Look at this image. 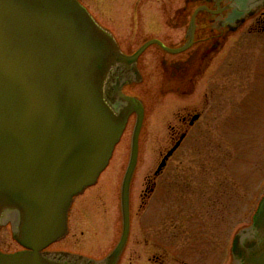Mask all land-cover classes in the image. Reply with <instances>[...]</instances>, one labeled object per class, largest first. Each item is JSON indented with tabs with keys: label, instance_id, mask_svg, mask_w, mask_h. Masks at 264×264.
Returning <instances> with one entry per match:
<instances>
[{
	"label": "water",
	"instance_id": "1",
	"mask_svg": "<svg viewBox=\"0 0 264 264\" xmlns=\"http://www.w3.org/2000/svg\"><path fill=\"white\" fill-rule=\"evenodd\" d=\"M151 44L178 53L191 41L172 48L151 39L125 54L79 0H0V227L10 224L25 248L0 251V264L117 263L144 119L142 101L123 87L141 82L137 60ZM133 113L118 243L102 259L44 251L67 233L74 197L96 183ZM231 264H264V195L252 223L235 235Z\"/></svg>",
	"mask_w": 264,
	"mask_h": 264
},
{
	"label": "rangeland",
	"instance_id": "2",
	"mask_svg": "<svg viewBox=\"0 0 264 264\" xmlns=\"http://www.w3.org/2000/svg\"><path fill=\"white\" fill-rule=\"evenodd\" d=\"M79 1L105 27L110 25L108 22L118 20L121 28L114 26L116 32L113 31L125 53H132L148 38L169 45L168 34L175 23L172 15L183 4V0ZM138 15L145 19L142 20L145 25L141 29L142 35L133 41ZM247 27L230 36L220 50L221 59L218 54L213 57L211 73L198 79L200 83L194 84L193 95L184 97L193 99L186 108L178 109L173 104L175 97L179 96L175 90L176 70L168 66L177 57L156 45H151L138 61L143 80L123 88L124 93L142 101L145 114L132 183L133 209L139 206L145 177L153 175L161 149L169 145L170 126L179 123L178 118L189 111L203 113L195 127L190 129L186 142L169 161L162 176L165 186L158 192L171 194L174 185L170 175L177 176L178 219L171 222L174 218H170L169 212L168 217L147 224L135 216L128 249L134 248L135 239L145 236L170 253L165 260L167 264L185 261L188 264H226L229 258H222L224 244L228 254L236 229L250 224L264 194V37L248 34ZM162 58L166 64L161 62ZM218 61H222L219 69L215 65ZM205 92H210L209 100L203 103L201 97ZM134 124L135 116L130 115L108 166L93 190L87 192L103 194L106 188H112L115 201L96 198V206L92 209L95 214L93 225H78L58 246H66L77 233L79 242L93 241L98 245L96 252L99 253L94 254L98 258L116 243L121 229L117 190L128 161ZM169 197L159 202L153 198L150 209L153 212L159 209L160 202L170 206ZM219 204H225L224 208L220 209L223 206ZM79 231H84V235ZM95 235L97 239L93 238ZM0 248H15L7 227L0 229ZM135 250L137 254L133 256V262L127 260L129 250L120 256L121 264H145L144 257H140L142 250Z\"/></svg>",
	"mask_w": 264,
	"mask_h": 264
},
{
	"label": "flooded vegetation",
	"instance_id": "3",
	"mask_svg": "<svg viewBox=\"0 0 264 264\" xmlns=\"http://www.w3.org/2000/svg\"><path fill=\"white\" fill-rule=\"evenodd\" d=\"M179 8L177 9V11H175V14L172 15L173 16L172 20H174L175 23L173 25V29L170 31V34H168L169 36V42H167L169 43L168 46L181 47L189 43L190 41L191 44L186 50L176 54H171L177 58L173 59V61L169 63V66L167 65L168 67H171L176 70L174 75L175 76L174 81L176 83L175 90L180 97L179 96H177V98L175 97L174 99L175 101H173L174 102L173 104L177 105L178 109L186 108L188 104L192 103L193 99L187 100L184 97L193 95L195 93L194 84L199 82L198 79H200L201 77L203 78L206 73H211V65L214 63L213 57L218 54L219 59H221L223 54L220 53V50L224 47L230 36L236 34L237 32L239 33L241 30L244 31L245 30L244 28H246L247 26L255 25V27H247V33L250 35L257 34L259 36L261 35L262 37H264V7L258 8L256 6V3L253 2V0H183V4ZM142 20L145 19H141V17L138 15L135 23V28L136 27L137 28L136 31L134 32L136 33V36L135 39H133V41L138 39V37L142 35L141 29L145 25L144 21ZM110 22H108L110 25H106V28H108L115 36L116 35L114 33L115 27L120 30L121 24L118 22V20H116L114 23L113 22L110 23ZM191 23L193 24L192 40L190 38ZM161 62L165 63V59L162 58ZM221 63L222 61H218V63L215 64L216 66H218V69L220 68ZM209 94L210 92L203 93L201 97L203 103L205 101L208 102ZM215 95L216 93H214V96ZM202 114H203L202 111L199 110L189 111L187 115H183L181 119L177 117L178 118L177 121H179V123L170 126L169 145L161 149L160 157L157 162L155 171L153 172V175H147L145 177V185H144L145 187L142 190V192L139 194L140 201H139V206L137 207V209L139 208L138 210L133 209L134 202L132 196V183H133V179H132L130 186V199H129L130 232L126 246L121 254L122 257V255L125 254V252H128L130 250L128 252L129 255L127 256V260L129 263L133 262V256L137 254V251L135 249H138L139 251L142 250L140 257H144L142 258V261L145 264H167L165 260L166 257L168 258V254L170 253H167L165 251L166 248H164V246H162L161 244H157L153 241L152 242L149 241V239L145 236L142 239L139 238L133 241L135 249L134 248L128 249V244L130 243V241H132L131 239L132 230L135 223L134 217L135 216L137 217L138 215L142 219V221H145V223L147 224H151L154 220L160 221V218L164 216L165 218L168 217V213L170 212V218H174L170 220L171 222L178 219L179 195H178V190L176 188L177 186L176 175H170V179L171 178L173 179L172 184L174 185V188L172 193L169 194L170 197L168 200H170V202L172 201V204L168 206L160 202V208L156 209V211L153 212L150 209L151 208L150 202L153 200V198L154 201L157 200L159 202L167 198V196H169L168 194L162 192L158 194V192L163 189V186H165V183H163L162 181V176L164 174V171L166 170L169 161L181 149L183 143L186 142L190 129L195 127L196 122H198L201 119ZM176 144H177L176 149L170 155H168V152ZM163 160H165L164 164L159 168ZM93 188L94 185L86 189L82 194H80L75 198L68 212L67 233L60 240L55 241L49 246H47L44 249L45 251H50V252L65 251V252L77 253V254H82L96 258L94 254L99 253L96 252L98 245H96V243H94L93 241H87L85 243L82 241H81L82 243L79 242L77 233H74L72 235L71 240H68L66 246L64 247L61 245H60L61 247L58 246V244H61L63 240H66L71 235V231H73V229L75 230V228L78 225H82V223H86L90 227L93 225L95 220V214L92 211V209L96 206V204H94L96 198L106 197L110 201L111 198L112 200L114 199V192H113L114 190H112V188H106L105 193L103 194H100L98 191L95 194L87 193L88 190L91 189L92 191ZM117 194L118 197H116V199L119 205L120 184L117 190ZM204 194L209 196V194L206 193ZM224 205L219 204V206H223L220 209H223ZM164 211L166 212L165 215H164ZM83 215H84V219H83ZM163 220L164 218L161 219V221ZM3 227H7L10 229L11 240L15 244V248H13L12 250H3L0 248V251L11 253V252L25 250V248L22 245H20L16 240L13 239L11 232V225L7 224ZM79 234L84 235V231H79ZM119 235L120 233L118 232L117 241ZM93 238L97 239L96 235L93 236ZM115 244L105 254H103V256L98 257L97 259L106 256L114 248ZM155 248L157 249V251ZM231 252L232 250L230 247L228 250V254L226 253V247L224 244L222 258L223 257L229 258V261H227L226 264H231V259H232ZM121 257L118 259L116 264H121L122 261ZM181 264H188V263L185 261L182 262Z\"/></svg>",
	"mask_w": 264,
	"mask_h": 264
}]
</instances>
